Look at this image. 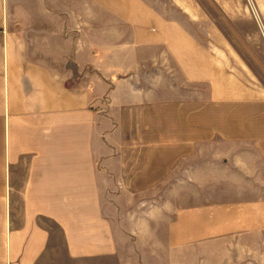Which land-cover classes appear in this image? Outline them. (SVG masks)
Wrapping results in <instances>:
<instances>
[{"label":"crops","instance_id":"crops-1","mask_svg":"<svg viewBox=\"0 0 264 264\" xmlns=\"http://www.w3.org/2000/svg\"><path fill=\"white\" fill-rule=\"evenodd\" d=\"M9 1L0 0V264H264L263 116L207 76V52L184 23L153 0H81L133 28L119 41L142 53L134 68L113 62L78 83L62 54L54 66L37 60L12 32ZM176 40L194 42L192 59L168 46ZM172 60L183 86L212 78L207 100L159 98Z\"/></svg>","mask_w":264,"mask_h":264},{"label":"rangeland","instance_id":"rangeland-1","mask_svg":"<svg viewBox=\"0 0 264 264\" xmlns=\"http://www.w3.org/2000/svg\"><path fill=\"white\" fill-rule=\"evenodd\" d=\"M80 1L10 0V29L24 37L37 60L45 61L42 58L44 55L52 56L46 61L54 66L61 61L54 59L55 56L62 54L63 70L66 71L69 67L74 72L73 79H78V83H86L82 81V77L87 75V79L93 69L108 68L113 62L114 67L124 69L140 64L141 45L125 46L119 41L125 35L127 39L133 28L118 27L109 12L98 9L96 5L94 10H87L86 4ZM153 2L160 14L182 21L185 32L200 40L198 52H207V62L211 67L207 69L210 70L207 76L215 75L223 91L236 86L240 96L253 99L255 112L257 115L262 114L264 121V0H167V5L162 0L160 3ZM67 6L73 8H65ZM121 46L131 53V59H119L118 50H122ZM168 46L183 50L186 52L185 56L189 52L191 59L196 50L193 41L176 40ZM68 54L77 56V59H66ZM110 55L118 58L112 59ZM172 63V71L168 74L169 84L159 85L157 90L159 98L166 96L175 98L176 101L186 99L191 102L207 100L212 78L207 77L204 82H190L189 86H183L189 83L186 82V75L181 74L175 60ZM81 67H85L87 72H83ZM154 71V68L147 71L152 78L158 77ZM98 73L95 70L94 75ZM95 79L98 83V78ZM166 84L176 85L175 92L166 89ZM146 86L150 90L154 88L150 84ZM97 94L100 96L103 91L97 90ZM153 127L156 128V125ZM151 129L153 128L149 126L148 130ZM143 142L150 146L151 138L143 139ZM178 190L177 187L174 188V191ZM167 191L165 183L158 187L159 205L165 200L162 197Z\"/></svg>","mask_w":264,"mask_h":264}]
</instances>
